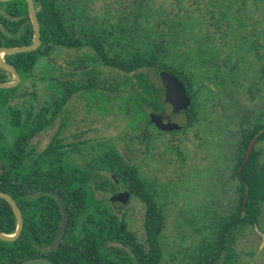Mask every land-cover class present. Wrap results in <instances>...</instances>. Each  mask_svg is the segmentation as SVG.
I'll use <instances>...</instances> for the list:
<instances>
[{
	"label": "trees",
	"instance_id": "obj_1",
	"mask_svg": "<svg viewBox=\"0 0 264 264\" xmlns=\"http://www.w3.org/2000/svg\"><path fill=\"white\" fill-rule=\"evenodd\" d=\"M148 1H128L116 23L101 29L89 23L77 24L72 13V0H34L42 45L34 52L5 56L6 61L18 70L22 81L15 88L0 89V117L3 113L7 119L0 121V191L15 200L24 219L22 233L16 241L0 240V264H24L27 260L42 257L40 249L54 243L61 225L62 211L57 198L49 193L50 190L57 192L65 200L70 222L60 248L45 253L44 258L56 264H162L160 237L165 228L164 209L158 202L156 185L142 176L135 165L129 164L117 149H106L104 143L95 145L91 141H80L69 150L58 152L63 148L59 146V136L66 127L65 119H61L59 130L40 154H36L38 149L33 143L36 137L56 126L64 114L65 105L74 94L97 88L119 94L117 84H120L121 93L126 91L134 98V112L143 115L139 134L144 141L149 135L148 113L152 101H155L157 111L162 104L161 89L154 86L150 71L159 75L161 70H165L181 79H196L197 62H192L190 56L186 55V49L181 51L183 53L176 49V55L172 56L180 63L176 66L173 61L167 62L170 53L164 48L165 45L152 42L147 22L149 16L145 12ZM218 14L220 16L216 17L214 13V16L206 20L208 34L203 38V44H198L201 59H198L200 62L197 64L202 71L198 75L207 77L209 81H212L210 78L213 75L215 79L217 74L222 76L223 67L218 63L221 49L232 42L229 37L232 20L227 17V8L221 9ZM0 24V48L32 43L33 27L26 0L0 3ZM211 26L217 32L212 33L209 28ZM263 38L264 33L254 41L252 34L239 37L241 44L231 43L233 47L227 50L228 60L236 58L252 66H256L257 62L259 67L255 71L256 77L264 79V53L259 52V48L263 47L260 43ZM216 39L223 42L222 48L217 44L212 46V41ZM247 44L250 48H247ZM54 47L89 48L96 57L94 65L109 69L112 73L106 76L101 72V78H98L97 74L100 73L89 76L92 68L87 71L70 70L72 78L82 77L81 82L72 90L66 89L58 101L43 107L37 113L11 106L12 102H18L22 97L18 94L19 86L28 80V74L38 61ZM250 52H254V62L247 59L246 54ZM180 56H184L181 61ZM76 66L88 67L85 62ZM235 69L239 72L241 66L231 68L233 71ZM114 72L120 76H114ZM11 79L8 71L0 68V82H9ZM224 79L225 77L220 84L227 87V79ZM187 82L190 83L189 80ZM194 119L196 118L191 116L189 123H193ZM5 126L14 128L19 134L12 144L3 146L2 141L8 138L3 132ZM263 129V124L255 127L240 145L235 167L239 195L236 209L234 207L228 217L219 221L216 216L214 221L208 220L210 214H207L200 227H193L194 233L201 239L197 246L196 243L192 246V253L187 256L185 264H244L235 245L247 227H256L264 206V162L256 157V150L252 151L242 168V181L237 173L245 158L249 141ZM261 139H264V133L259 138ZM77 150H80L77 153L78 165L74 163L73 166L65 167L63 164L54 169L42 170L41 162L48 161L52 156L54 159L64 158L67 152L70 154ZM101 172L115 175L117 180H122L133 197L143 202L144 241H139L136 233L129 230L124 217L105 207L106 200L96 197V190L106 188L112 193V187L116 185L108 176H101ZM246 191L249 193L248 201L245 212L240 216ZM91 199L95 201L93 204H90ZM89 207H93L94 212L85 215ZM16 227L12 208L0 198V232L13 234Z\"/></svg>",
	"mask_w": 264,
	"mask_h": 264
},
{
	"label": "rangeland",
	"instance_id": "obj_2",
	"mask_svg": "<svg viewBox=\"0 0 264 264\" xmlns=\"http://www.w3.org/2000/svg\"><path fill=\"white\" fill-rule=\"evenodd\" d=\"M128 1L134 0H72V13L77 24L89 23L104 29L116 23ZM256 2L257 4L253 0H149L147 3L145 12L149 16L147 22L152 42L165 45L164 48L170 53L167 62L173 61L176 66L180 64L175 60L176 57L172 58L177 53L176 49H179L180 53L186 49L187 53H184L190 56L192 62H200L198 44H203V38L208 34L205 24L208 18L214 16L212 14L215 13L218 17L219 11L227 8V17L232 20L229 31L232 42L221 49L219 56L218 63L223 68L222 76L217 74L218 85L215 86L208 79L204 80L205 84L213 88V93L217 94L212 95L214 100L210 102V99L205 100L209 98V93L206 90L201 92L199 98L202 101L198 107L200 116L196 125L190 128L198 135L200 145H203L200 151L198 138L192 133L187 142H184L186 135L181 133L180 139L177 138L176 141L168 142L167 136L162 134V138L158 136L157 141L154 139L151 143H144L139 134L143 115L134 112V98L126 91L121 93L120 84H117L119 94H111L100 88L82 90L74 94L65 105L64 114L56 126L33 140L38 149L36 154H40L59 130L61 119H65L66 127L59 136V146L63 148L58 152L69 150L80 141H91L95 145L104 143L106 149H117L129 164L136 166L142 176L153 182L157 187L158 202L163 206L165 215V228L160 237L162 264H185L194 244L197 246L201 239L196 236L193 227H200L207 214L211 216H208V220L212 221L216 216L219 221L228 217L234 207L236 209L239 195L235 167L239 155L236 160L234 158L237 155L238 143L235 139L229 142L226 130L233 127L237 131L238 125L252 121L253 117H250V121L244 117L249 112L256 116V120L260 119L258 113L264 110V79L256 77L255 71L259 67L257 62L256 66H252L236 58L229 61L227 50L233 47L231 43L241 44V36L252 34L254 41L264 33V0ZM209 28L212 33L217 32L215 27ZM224 42L226 43V39ZM260 43L263 47L259 48V52L264 53V38ZM216 44L222 48L223 42L220 39L212 41V46ZM248 46L249 44L247 48H250ZM246 56L254 62V52L247 53ZM95 58L94 52L86 47H54L38 61L28 74V80L19 86L18 94H21V99L10 105L37 113L43 107L53 104L62 97L66 89L72 90L81 82L82 77L72 78L70 70L87 71L92 68L89 76L100 73L97 75L101 78V72L109 76L112 73L109 69L94 65ZM183 59L184 56H180V61ZM82 62L88 67L76 66ZM197 63L196 79L188 78L190 82H195L194 88L198 87L203 79L198 75L201 66ZM239 66V72L238 69L231 70ZM187 67L189 68V65ZM115 74L120 76L117 72H114V76ZM157 76L154 71H150L153 80L158 81ZM223 77L227 79V87L220 84ZM130 78L134 79L132 76ZM210 79L213 80L214 75ZM249 88L253 89V97L248 95ZM191 89L193 90V85ZM263 116L264 114H261L259 123L264 125ZM0 118L1 122L7 120L6 114L3 113ZM178 119L180 122L184 121L183 116H178ZM185 129L188 132L189 128ZM3 132L8 136L2 141L3 146L12 144L19 134L9 126H5ZM172 143L181 145L185 158L181 157L178 148L172 150L169 145ZM258 148L262 151L260 160L264 162V140ZM79 151L70 154L67 152L66 157L61 159H54L52 156L48 161L41 162L42 170L54 169L63 164L65 167L73 166L74 163L78 165ZM98 197L106 200L108 205L105 207L115 210L119 216L126 219L129 230L136 233L139 241L145 240V210L140 199L132 197L129 206L117 211L111 205L112 198L109 194L100 193ZM94 200L91 199L90 204H93ZM93 212L94 208L89 207L85 215H91ZM256 228L264 235V206L256 227H247L235 245V250L244 264H264V240Z\"/></svg>",
	"mask_w": 264,
	"mask_h": 264
},
{
	"label": "water",
	"instance_id": "obj_3",
	"mask_svg": "<svg viewBox=\"0 0 264 264\" xmlns=\"http://www.w3.org/2000/svg\"><path fill=\"white\" fill-rule=\"evenodd\" d=\"M10 1H13V0H0V3H7ZM26 2L28 5V15H29L32 27H33V40L30 45L0 48V68L8 71V73L12 77L11 81L9 82H0V89L15 88L22 81V78L18 70L12 64L6 61L5 56H12L16 54L34 52L37 49H39L40 46L42 45L40 22L37 17L34 0H26ZM160 78H161L162 84L164 85L167 91L166 92V102L169 103L173 107V114H177L181 112L182 110H187L189 106L191 105V100L182 82L175 75L169 72H166V71H162L160 73ZM150 118H151V122L154 123L157 126V128L161 131L170 132V131L181 129V127H179L176 123L171 121L170 115L166 112H162L159 115L152 114ZM263 132L264 130L258 132L251 140L249 147L247 149V152L245 154V158L242 162V165L240 166L238 170V175L240 177H241L242 168L245 166V164L249 160V157L254 148V145L257 139L259 138V136ZM49 193L54 195L57 198L60 204V207H61V211H62V221H61V225L59 227L58 233H57L56 240L50 247H43L40 249L42 253V257L27 260L24 262V264H56L50 261L49 259L44 258L43 255L47 252L55 251L60 248L61 243L63 241V237L69 226L70 214H69L67 204L65 200L63 199V197L53 190H50ZM248 195L249 193L248 191H246L244 195L242 207H241L240 216H242L243 213L245 212L247 201H248ZM0 198L4 199L12 208L13 213L16 218V224H17L16 231L13 234H5V233L0 232V240L6 241V242H13V241H16L22 233L23 226H24L23 214L18 204L9 194L0 191ZM111 201L115 203V208L119 207L117 205V202L119 201V196H113ZM256 230L258 231L257 228ZM259 234L262 236L264 240V235L261 233ZM69 264H77V263H69Z\"/></svg>",
	"mask_w": 264,
	"mask_h": 264
},
{
	"label": "flooded vegetation",
	"instance_id": "obj_4",
	"mask_svg": "<svg viewBox=\"0 0 264 264\" xmlns=\"http://www.w3.org/2000/svg\"><path fill=\"white\" fill-rule=\"evenodd\" d=\"M36 11H37V9H36ZM162 71H165V70H161L158 73L159 74L157 76L158 81H155V80H153L150 77V79L153 82L154 86L161 89V93H162V99H161L162 100V104H160V107H158L159 110L157 111V110H155L157 108L156 107V104H154L155 101H152L151 110L148 113V115H149V127H148L149 135H148V138H147L146 137V134H144V137H146V138H145V140L143 142L144 143H151V141L154 140V139L157 141L158 136L160 137L162 134L165 135V136H167L166 138H167L168 142H170L171 140L176 141L177 138L180 139V137H181L180 134L181 133L183 134V136L186 135V137H187L184 142H187V140H188V138H189V136H190L191 133L194 134L196 136V138H198V135L196 134V132L195 131H192L190 128H192V125H196V123L198 122L197 119L200 116V111H198V107L200 105L199 103L202 100L199 98V95L201 94V92L203 90H206L209 93V98H207L205 100L207 101V100L210 99V102H211V101L214 100V96H212V95L213 94H217V93L216 92L213 93L214 92V91H212L213 88L209 84H205L204 83V80L205 79L206 80L208 79L207 77H203V79H202L203 82L198 87L194 88V84H193V90H194L193 91L191 89V84L192 83L191 82L188 83L187 82L188 79H181L179 76H176L175 75L182 82V84L184 85V87H185V89L187 91V94H188V96H189V98L191 100V105L189 106V108L187 110H182L181 112H179L177 114H173V107L169 103L166 102V92L167 91H166V88L164 87V85L162 84V81H161V78H160V73ZM166 72H168V71H166ZM217 79H218V76L216 75V81L214 82V80H215V78H214L212 81H210V83L214 84L215 86L218 85ZM227 86H228V84H227ZM223 87H225V86H223ZM249 89H248V95L250 97H253V95H254L253 94V90L251 91ZM205 100H203L202 103H204ZM197 101H199V102L197 103ZM162 112L168 113L170 115L171 121L174 122V123H176L179 127H181V129L180 130L170 131V132H168V131L167 132H164V131L159 130L157 128V126L154 123L151 122V118L150 117H151L152 114L159 115ZM215 114H216V112H215ZM258 114H260L259 117H260V119H262L261 118V114H264V110L263 111H260ZM178 116H183L184 117V121L183 122L182 121L180 122L179 119H178ZM191 116H193L194 118H196V119H194L195 121L193 123H189L191 121ZM244 117L248 121H250V117H253V118H252V121H250L248 123L244 122V123L241 124V126L238 125L237 126V131H235V129L233 127L226 130V134H227V138L229 139V142H233V140L235 139V142L238 143L237 155L235 156L234 160H236L237 157H238V155L240 154L239 153L240 152V149L239 148H240V145L242 144L244 138L247 137V135L249 134V132L251 130H253L258 125H261V123H259L260 122L259 121L260 119L256 120V118H255L256 116L254 117V115L251 114L250 112L248 114L244 115ZM245 123L247 124L246 126H245ZM185 128H189L188 129V132H186V129ZM258 132H260V131H258ZM263 133L259 136V138L263 135ZM160 138H162V137H160ZM259 138L257 139V141H256V143L254 145L253 150H256V155H257L256 157L260 160V156L262 155V151L258 147H259L260 143L264 139L259 140ZM251 140L248 143V147H249V144H250ZM198 141H199L198 147H199V151H200L203 145H200L199 138H198ZM229 142H227V143H229ZM229 144H232V143H229ZM169 145L172 147V150L174 148H175V150L178 148L179 149V153L181 154V157L182 158L184 157V153H183L184 150L181 148V145H176V144H173V143L172 144H169ZM196 154H197V152H196ZM232 158H233V156H232ZM260 162H262V161L260 160ZM100 175L101 176H108L109 179L115 181V184L116 185H114L112 187V189L114 190L112 193L108 192V190L106 188H104L103 190H96V193H95L96 194V197L99 198V199H103V198L98 197V194H100V193L109 194L111 198L113 196H119V201L117 202V205L119 206L118 208H115V203H113L111 201V205L114 207L113 209H116L117 211H121L124 208H126L127 206H129L130 200H132V197L133 196H132L131 192L127 189V187L122 183V180H117V178H116L115 175H113V174H107L105 172H101ZM238 178L242 181V178L239 175H238ZM110 197H109V200H110ZM106 204H107V202H106Z\"/></svg>",
	"mask_w": 264,
	"mask_h": 264
}]
</instances>
